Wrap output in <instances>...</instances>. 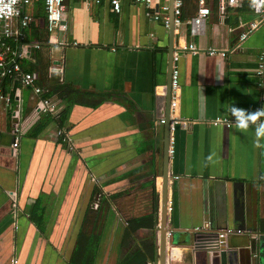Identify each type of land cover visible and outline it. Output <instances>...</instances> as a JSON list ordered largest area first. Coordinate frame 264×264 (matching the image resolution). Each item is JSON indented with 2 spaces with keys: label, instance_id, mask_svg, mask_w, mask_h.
I'll list each match as a JSON object with an SVG mask.
<instances>
[{
  "label": "crops",
  "instance_id": "crops-1",
  "mask_svg": "<svg viewBox=\"0 0 264 264\" xmlns=\"http://www.w3.org/2000/svg\"><path fill=\"white\" fill-rule=\"evenodd\" d=\"M164 4L121 0L116 14L106 0H65V29L53 32L46 30L41 1L24 8L31 22L7 40L5 58L89 97L67 108L52 95L56 112L46 115L29 87L19 81L6 86L10 100L0 102V264H121L153 237L157 264L159 120L173 66L178 87L176 107L169 109L165 264H220L209 249L225 228L241 230L225 237L227 264H264V139L257 145L251 127L235 130L225 111L232 104L250 111L264 105V73L263 83L256 75L264 22L240 41L249 24L259 22L247 1L221 10L217 0H182L181 24L173 25L170 37ZM200 7L209 14L191 34ZM148 11L160 19L148 18ZM13 28L19 29L15 22ZM216 118L230 125H213ZM39 123L44 127L33 132ZM152 191L158 194L156 230L140 228L123 246L119 209L133 218L149 213Z\"/></svg>",
  "mask_w": 264,
  "mask_h": 264
},
{
  "label": "built area",
  "instance_id": "built-area-1",
  "mask_svg": "<svg viewBox=\"0 0 264 264\" xmlns=\"http://www.w3.org/2000/svg\"><path fill=\"white\" fill-rule=\"evenodd\" d=\"M32 1L37 0H0V79L5 76H11L14 72L19 71V67L16 65V63H11L9 65L4 64L2 65V62H4L5 55L10 53V48L7 45V40L9 39H16L21 35V30L26 28L29 23L31 22V18L27 13L24 12V8L28 6ZM42 2V6L44 9L45 14V25L46 30L48 32H53L55 30H64L65 25L63 24L64 21V12H65V6L64 1L65 0H39ZM90 3L93 4H100L102 0H87ZM108 1L110 8L112 12L118 14L120 12L121 8V0H106ZM133 3L136 4H143L147 7H149L155 0H131ZM164 5L162 6V10L164 12H167L169 10V7L167 5L169 0H163ZM199 3L205 2L206 0H196ZM220 6V9L223 10L225 7H234L238 4H240L243 1H247L252 9V11L259 17L258 23H251L249 24L248 29L243 32L240 35L239 40L242 41L246 38V36L254 31L260 23L264 22V0H217ZM181 7H182V0H173L172 2V15H173V25L179 26L181 24ZM209 14V10L206 7H200L197 11L196 17H194L191 20V34H195L199 31L202 24L204 23L205 18ZM146 16L152 20H159L160 16L157 13H152L151 11H148L146 13ZM17 24L19 29H14L13 24ZM162 22L165 26H168V18L165 17L162 19ZM189 51L195 52V48L193 46L188 47ZM212 51H210V54ZM174 60L177 59L175 56L173 58ZM264 73V55L260 56L258 62H257V68H256V75L261 77ZM35 75L32 73H22L19 74L20 83L24 87H29L35 94L41 96L42 91L41 88L38 87L35 84ZM178 72L173 66L171 70V93H170V105L169 109L172 111L176 107V99H177V87H178ZM263 83V78L260 81ZM8 96H3L0 91V102L5 101L6 103L9 102ZM39 109L44 114L53 115L56 112L55 105L50 102L48 99H44L40 97L39 102ZM160 124L164 123L163 118L159 120ZM172 120L170 123V129H172ZM213 125L217 124H224L226 127L230 125V122L226 118H216L212 121ZM15 139L12 144L13 148L17 147L18 139H19V131L17 129L14 130ZM57 136L60 137L61 141L64 144L69 145L70 144V138L67 133L63 132L62 130H59L57 132ZM171 152V149H169V153ZM240 233V229H232V228H225L221 231L220 234H218V240L219 243H222V241L225 239L226 236H228L231 233ZM169 234V233H167ZM14 262V261H13Z\"/></svg>",
  "mask_w": 264,
  "mask_h": 264
},
{
  "label": "trees",
  "instance_id": "trees-1",
  "mask_svg": "<svg viewBox=\"0 0 264 264\" xmlns=\"http://www.w3.org/2000/svg\"><path fill=\"white\" fill-rule=\"evenodd\" d=\"M17 43L13 45H18ZM10 61L11 60H8V58H5L3 65L5 63L9 65ZM15 63L19 67V71L14 72L11 76H5L0 79L1 94L3 96H8L9 99H10V96L7 93H5L6 86L9 84L10 85L13 84L15 86L17 85L18 81H19L18 83L21 84L20 79H19V74H22V73H32L34 75L35 73H38L39 74L38 77L35 78V84L41 88L42 94L40 97L44 99H48L52 95L56 94L58 98H60L64 103H66L67 108L71 104H76L79 100L81 99L85 100L89 97L88 94H84L81 91L63 86L62 83L59 82L58 77L53 78L51 76L46 79V74H43L42 70H39L36 67L26 69L24 65L20 63L19 61ZM44 77L47 80V84L45 86L42 85V81H44ZM95 97L96 96H93L92 100ZM65 111L66 109L60 113V117H59L60 123L63 120ZM43 127H44L43 123L37 124L34 127L33 132L34 131L37 132ZM104 201H105V204L109 206V203H110L109 200H104ZM119 211L121 212L123 219H125V227L123 228V234H122V243H123V246H126V243L128 241L127 239H133V236L138 229L140 228L149 229L150 231H152V233L156 230L157 213H158V194L154 191L151 192V208H150V212L147 214L133 218V217L127 216L122 211V208L119 209ZM153 238H150L144 241V246L142 248V251L139 250L138 253H133V254H130L129 256H125L121 264H146V263L155 264L156 257H155V245H154Z\"/></svg>",
  "mask_w": 264,
  "mask_h": 264
},
{
  "label": "water",
  "instance_id": "water-1",
  "mask_svg": "<svg viewBox=\"0 0 264 264\" xmlns=\"http://www.w3.org/2000/svg\"><path fill=\"white\" fill-rule=\"evenodd\" d=\"M172 2L173 0H169V17H168V27L170 37L173 32V15H172ZM170 65H171V57H170ZM170 76L168 80V84L165 92V102L167 105V110L165 116L163 117V140H162V164H161V188H160V196H159V224H158V255H157V264H165V239L166 234L170 232L166 226V217H167V187H168V162H169V144H170V123L171 119L169 116V105H170V93H171V69L169 68ZM171 233V232H170ZM214 244L213 250L210 256L218 258L220 264H227V255L228 252L225 251L229 249V241L228 238H225L222 243H219L218 233L214 234Z\"/></svg>",
  "mask_w": 264,
  "mask_h": 264
},
{
  "label": "clouds",
  "instance_id": "clouds-1",
  "mask_svg": "<svg viewBox=\"0 0 264 264\" xmlns=\"http://www.w3.org/2000/svg\"><path fill=\"white\" fill-rule=\"evenodd\" d=\"M225 111L230 114L231 123L235 130L247 131L251 127L255 137L254 143L257 145L264 139V105L250 111L232 104Z\"/></svg>",
  "mask_w": 264,
  "mask_h": 264
}]
</instances>
